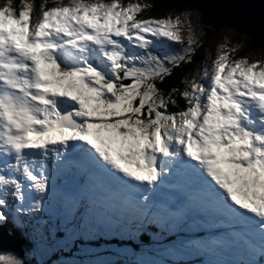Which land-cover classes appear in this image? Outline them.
Instances as JSON below:
<instances>
[{
  "label": "rangeland",
  "instance_id": "rangeland-1",
  "mask_svg": "<svg viewBox=\"0 0 264 264\" xmlns=\"http://www.w3.org/2000/svg\"><path fill=\"white\" fill-rule=\"evenodd\" d=\"M150 2L151 0H0V80H5V83L0 82V154L5 155L6 136L12 133L11 125H14L12 123L14 120H8L7 115L13 107H17L24 100L16 88H23L20 84L27 80L19 74L30 68L31 60L36 57L41 62L45 85L36 91V99L33 96L35 101L33 110H37L41 94L47 95L53 103L57 101V105L56 107L52 105L50 111L48 108L42 125L35 131L31 146H41L42 150L60 147L61 150L68 143L88 140L95 146L100 156L107 161L111 159L117 170L130 169L133 171V175L130 176L135 179L134 181L141 182L142 179H152L154 175L151 174L157 170L156 167H148L145 162L147 156L162 148L164 141L157 131L170 133L175 127L178 128V132L171 134V137H177L189 147L218 157L220 169L225 163L235 164V158L241 164L247 160L243 173L236 164L235 172L234 166L230 165L232 170L228 169L227 174L233 177L237 185L234 189L238 200H248L247 203H239L245 205L247 210L253 209L252 203L257 204L259 207L254 209L264 212V166L261 161L264 160L262 159L264 136L258 137L255 144L251 136L240 127L248 99H258L264 108V48L238 57V50L244 45V39L237 36V31L233 28L220 29L208 42L205 64L196 69L185 83L191 102L195 96L204 99L203 102H197L193 111L187 112L188 116L182 118L180 122L165 119L159 114H154L153 119H150L152 116L149 111L157 109L162 102V97L154 88L152 80L191 57L206 36L205 25L201 21L199 11L193 8L167 9L162 16L147 15L144 10L151 5ZM142 13L144 16H141ZM66 40H69L72 46H76L78 51L85 49L95 53V57H99L95 46L100 43L109 44V53H101L100 56L107 55L112 60L109 65L111 71L107 74L115 82L103 81L105 75L100 77L99 74H94V77H90V71L79 70L82 68L80 66H77L72 74L62 75L64 72L60 69V59H55L53 55H57V47L66 45L64 42ZM22 58L23 60H20ZM125 78H132L133 83L129 88L123 89L122 80ZM76 80L80 87L75 83ZM237 80L246 85L244 87L250 96L246 100L235 96L229 90V82ZM239 86L240 84H233L234 88ZM116 88L119 90L117 93ZM62 92L73 93L78 97L80 108L72 107L71 117L74 123L81 119L83 123L80 125L83 129L79 125L77 129L72 130L71 126L64 127L61 121L53 118L54 113L58 116L60 110L67 107L63 99L57 98ZM116 94H119L120 98ZM137 99H140L141 106L149 105L146 119L140 117L141 106H137ZM101 102L103 110L98 111ZM82 113L94 120L89 121ZM77 114L82 115V118ZM23 123L24 120L19 124V132ZM221 127L224 130L226 128L229 131L233 130L234 136L237 137L233 140L231 138L229 145L218 142L215 138L209 144L210 147L206 146L204 138L210 129ZM40 130L42 132H39ZM254 131H257L254 135L258 136L264 133L260 129ZM43 133H46V136L38 138ZM224 139L229 142V138L224 136ZM73 147L75 150L83 149L78 143ZM84 151L85 157L88 156L89 161L92 160L91 163L98 164L95 161L96 157H91L86 149ZM161 152H165L163 148ZM9 157L10 155L7 159ZM2 159L3 157H0V160ZM80 166H82L80 177L84 178L83 175L89 174L90 170L79 157L71 164L61 165L60 162L53 161L44 163V169L51 173L65 170L59 179L56 175L48 177L49 184L45 189L46 197L49 199L45 211L55 224L52 232L57 229V233L52 234V237L58 239L60 243L48 242V239L37 236L31 247L26 243L25 254L16 248L17 245L15 247L12 244L11 248L1 255L0 264H116L111 254L106 253L101 246L110 242H102V236L98 235L100 232L98 226L91 224L92 218L96 217L78 218V203H74V199L78 198L71 193L77 189L76 186H72L69 175L77 176L75 172ZM1 172L4 175L7 170L3 169ZM2 175L0 189L5 190V178ZM221 179L229 185L233 183L232 179L224 180V176H221ZM179 182L184 184L186 181L180 177ZM137 189L141 191L142 187ZM28 190L31 193L37 191L35 187ZM243 190L248 193L245 195ZM108 191L110 190L106 187L105 194L98 197L90 194L88 187L86 193L91 199H87L86 202L93 199L94 203L96 201L103 203L104 208L111 209L106 201L102 202L101 199ZM178 191H182L181 187ZM82 193L81 191L79 198ZM253 194L255 197H252ZM134 196L133 198L128 192L121 190L119 199L140 207L143 194L140 192ZM185 198L184 196L182 199ZM110 204L117 206V202L113 200ZM88 205L93 208V204ZM89 207L85 208L88 215L91 211ZM162 208L167 211L166 217L173 215L175 219L177 211L175 208L166 206ZM111 210L121 213L114 208ZM157 211V207L150 209V218L157 216ZM188 217L192 218L195 215L191 214ZM185 219L168 221L180 229L179 225ZM143 220L145 226L151 225L148 219ZM114 222L120 224L121 221L115 219ZM176 228L170 232L174 235L172 238L174 246L177 247L184 240L190 242L189 237L178 235ZM32 232L37 234L38 231ZM150 233L151 235L141 239V233L135 229L123 232L122 238L139 243L133 246V249L129 247L120 249L126 254L128 264H144L152 258L146 254L153 256L160 264L161 259L170 261L164 252L162 257L160 251L152 250L158 249L160 243L165 251L169 252L164 242H160L166 240V236L161 232L159 234L157 230H150ZM258 233L260 236L263 235L260 231L256 234ZM180 251L184 249L181 248ZM172 252L175 253L169 255L172 260L176 257L191 259L188 255L176 254L175 249ZM95 254L98 255V260L90 263V258L96 256Z\"/></svg>",
  "mask_w": 264,
  "mask_h": 264
},
{
  "label": "trees",
  "instance_id": "trees-1",
  "mask_svg": "<svg viewBox=\"0 0 264 264\" xmlns=\"http://www.w3.org/2000/svg\"><path fill=\"white\" fill-rule=\"evenodd\" d=\"M151 5L144 10V12L147 15H153V16H162L167 9H176V10H185L192 7H186V6H170V7H163L158 2L151 0ZM51 4V3H50ZM49 6V3H48ZM194 9V8H193ZM196 10V9H195ZM141 16H144V13L141 14ZM205 32L206 36L201 40L199 46L195 48V52L189 57L187 60H182L179 62L175 67L168 71L167 73L162 72L157 76V78H154L153 84L156 91H158L162 97L161 105L157 107V109L149 111L151 113L152 118L154 114H159L161 117L165 118H178L181 114H185L187 110L190 108V106L193 104L190 101L189 93L186 91L185 83L186 80L190 78L191 74L196 69H199V67H202L205 64L206 56L208 54V42L213 38V36L222 28L227 27H217V28H211L208 26H205ZM237 36L244 39V45L242 48L238 50V57H244L248 54H251L261 48H264V45L254 43L247 35L241 34L237 31ZM159 54V53H158ZM62 72L64 73H70V70L63 65ZM125 85L127 88L132 86V78H127L124 80ZM125 88V87H124ZM137 106H141L140 99L136 100ZM150 105H152L151 102H149ZM149 110V105H143L141 106V109L139 113H141L140 117L141 119L147 118V111ZM131 114V113H129ZM2 232V231H1ZM23 232H19L18 235L22 236ZM12 242H14L13 235H9L6 232L0 233V250H7L8 248H11ZM19 247V248H18ZM15 248V247H14ZM17 248L24 250L23 243L17 242ZM117 257L116 262L118 264H123L124 262L128 263L127 256H123V251L120 250V248H117ZM21 251V252H22ZM110 254H112L110 252ZM122 260V261H121ZM116 263V264H117Z\"/></svg>",
  "mask_w": 264,
  "mask_h": 264
},
{
  "label": "water",
  "instance_id": "water-1",
  "mask_svg": "<svg viewBox=\"0 0 264 264\" xmlns=\"http://www.w3.org/2000/svg\"><path fill=\"white\" fill-rule=\"evenodd\" d=\"M163 7L186 6L200 12L205 26L233 28L264 45V0H153Z\"/></svg>",
  "mask_w": 264,
  "mask_h": 264
},
{
  "label": "bare ground",
  "instance_id": "bare-ground-1",
  "mask_svg": "<svg viewBox=\"0 0 264 264\" xmlns=\"http://www.w3.org/2000/svg\"><path fill=\"white\" fill-rule=\"evenodd\" d=\"M20 60H23V58L20 59ZM19 75L22 76L23 74L20 73ZM25 76H26V74H25L24 76H22V77L24 78ZM77 91H78V90H77ZM60 96H61L63 99H69V100H71V101L75 104V105L66 104L67 107L73 106V107H75V109H79V108H80V107H79V102H78V97H77L76 95H74L73 93H69V94H68V93L62 92V93H60ZM51 104H52L53 106L56 107V105H57V101H54V103L51 102ZM20 115H22V112H21V111L18 113L17 116L20 117ZM77 116H79L80 118L82 117V115H80V114H77ZM261 131H262V130H261ZM262 132H264V131H262ZM214 135H215V134L212 133V134L209 136V138H208L207 140L209 141ZM224 136L228 138V136H227L226 133L223 135V133L220 132V136H219V140H220V142L229 145V142L226 141V140L224 139ZM176 148H178V149L181 148V149H182V147H181L180 145H178V144H176ZM182 150H183V149H182ZM183 151L185 152V150H183ZM190 152H191V150H189L188 153H182V154H183V159L185 160L186 165L189 167V168H186V172H182L181 169L179 168V167H180L179 165L182 164V163L184 162L183 160L180 161L181 163L178 161V162H177L178 164L172 167L173 169L178 170L180 174H183V175H191L192 173H194V172L198 169L197 162H196V160H195L194 158H192V157L190 156ZM198 154H199L200 157L204 156L202 153H199V151H198ZM0 156H2V155H0ZM165 175H167L168 177H170V174H169V173H165ZM75 176H76V175H74V177H75ZM199 176H200V173H199ZM76 178H77L76 180H77L78 182H85V180L82 179L80 176H76ZM109 195L111 196L112 199H114V196H113L112 194H109ZM76 212H78V210H77ZM232 213H233V214H232ZM257 213H258V214H257V218H258L259 220H264V214H263V213H260V212H257ZM231 217L234 218V219L239 220L240 222H242L241 220H246V219H244V217H243L241 214H239V212H235V211H233V210H231ZM17 227H18V230H20L21 232H23L24 229H25V228H24L22 225H20V224H18ZM256 229H257V228H256ZM257 231H260V232H261L260 229L257 230ZM261 233H262V232H261ZM262 234H263V233H262ZM255 235H256V234H255ZM25 247H26V246H25ZM142 250H143V249H142ZM145 250H146V249H145ZM19 251L21 252L22 249H19Z\"/></svg>",
  "mask_w": 264,
  "mask_h": 264
}]
</instances>
